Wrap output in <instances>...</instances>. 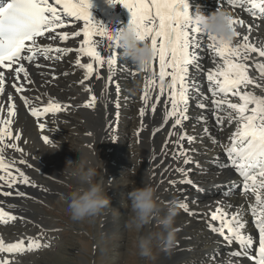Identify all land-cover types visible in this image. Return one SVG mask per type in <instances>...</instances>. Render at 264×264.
<instances>
[{
  "label": "snow or ice",
  "instance_id": "6c2138e0",
  "mask_svg": "<svg viewBox=\"0 0 264 264\" xmlns=\"http://www.w3.org/2000/svg\"><path fill=\"white\" fill-rule=\"evenodd\" d=\"M110 3H120L131 13L129 26L135 29L137 38L150 42L153 49V60L150 67L143 70L150 73L145 77V85L141 101L143 106L139 109V116L143 118L148 108L157 111V102L166 103L170 108L163 116V123L171 122L173 129L182 127L183 122L189 119L187 115L189 101L192 98V88L195 87L189 80L190 67H200L199 52L206 40L207 49L221 63L214 68L207 69V81L211 93L210 114L215 117L217 124L223 125L225 117L220 115L225 109L228 113L227 122L233 119L238 122L236 130L230 137V142L224 151L227 157L225 167L231 166L239 173L241 185L238 191L243 194H254V204L250 205L254 217L255 227L258 229V247H254L251 236L245 235L246 227L239 212L231 215L222 206L216 207L210 213L212 222L219 221V226L209 224L213 233L218 234L228 244H236L237 251L232 255L237 258L249 259L252 264H264V96H258L247 89L249 86L262 87L258 80H264V46L257 47L250 41L252 25L246 24L243 18L231 14L230 22L236 33V43H218L217 38L210 33L203 32L198 23L194 21V14L189 12L187 0H109ZM231 9H244L253 19H264V0H220L218 9L224 5ZM247 5V7H245ZM91 0H2L0 2V95L6 93V84L11 74V87L16 93H23L26 85L33 83L30 78L25 61L33 63L37 56L41 59H61V53L75 51L77 53L75 65L83 70L79 81L83 90L90 93L83 107L95 108L97 96L91 94L93 86L90 80H103L106 75L107 84L114 88L117 97L121 88L113 75L118 66L117 54L120 50L116 33L109 30L104 23L95 20L89 9ZM259 13V15H257ZM65 18H71L67 20ZM71 21L82 22L79 31L69 33L65 31ZM246 28L242 33L238 30ZM72 37H82L78 48L54 47L56 41H68ZM49 43H43V41ZM100 41H106L109 53L102 55L99 49ZM115 49L116 51H112ZM55 52L56 56L50 54ZM81 57L87 58L84 62ZM40 65L37 64V67ZM107 66V72L102 70ZM254 69L259 74L255 78L250 74ZM123 70V69H122ZM135 75L136 73H131ZM67 75V73H65ZM55 79V76L52 77ZM169 82L165 85V81ZM158 90L156 96L153 91ZM165 97L164 100H161ZM231 97L238 98L239 102H232ZM20 99L30 108L31 115L39 122L43 130L46 125L43 117L57 114L70 109L71 105L48 98L40 107H32L27 96ZM40 97H37L39 100ZM209 99L204 97V100ZM12 94H7L6 103L0 105V182L6 190L0 192V197L14 195L12 189L18 185H31L30 178L19 167L16 159H8L7 151L12 150L23 154L24 149L17 143L22 136L13 130V118L16 116V104ZM197 106L201 109L209 107L204 102ZM116 107H121L119 100ZM235 113V117L231 113ZM6 113V114H5ZM201 119H207L201 117ZM208 133L209 129H203ZM139 134V133H138ZM90 135V133H89ZM169 137L178 136L176 144L184 149L181 141L192 144L196 137L186 132H169ZM43 141L49 143V137L43 136ZM167 146V142L165 147ZM183 157V164L189 165L187 150L173 153V158ZM20 164H26L23 159ZM30 167V165H28ZM14 169V171H13ZM176 172L187 177L189 170L177 167ZM15 173V174H14ZM170 184H192L191 179L169 181ZM15 195L25 197L24 191H16ZM181 209L191 214L186 202L180 203ZM231 207V206H230ZM17 219L15 215L0 207V223L8 224ZM46 247L36 239L20 238L15 242H7L0 237V254L9 257ZM0 264H14L10 258H0ZM231 264V261H229Z\"/></svg>",
  "mask_w": 264,
  "mask_h": 264
},
{
  "label": "bare ground",
  "instance_id": "6f19581e",
  "mask_svg": "<svg viewBox=\"0 0 264 264\" xmlns=\"http://www.w3.org/2000/svg\"><path fill=\"white\" fill-rule=\"evenodd\" d=\"M1 1L2 0H0V2ZM187 2L189 4L190 14H194L197 9L204 14H210L217 10L220 0H187ZM91 3L92 7L89 11L91 12L92 17L95 20L104 23L108 26L109 30L114 33L119 32L129 23L131 19V13L129 10L120 3H110L109 0H91ZM245 7H247V5ZM221 9H226L232 15L243 18L246 21V24H251L252 32L250 34V41L257 47L264 46V19H253V17L248 15L250 13L244 9L233 10L226 4ZM257 15H259V13H257ZM65 19L67 21L71 18ZM77 25L79 28H77ZM82 26V22L71 21L69 26L64 30L71 34L79 31ZM238 30L242 33L246 32V28H240L239 26ZM81 39L82 37H75V39L70 37L69 40L65 42H54L53 46L75 49L79 47ZM43 43H49V41L45 40ZM207 43L208 42L205 40L199 52V56L201 57L200 67H190L189 69V80L193 85H195V87L191 90L192 98L190 99L188 106L187 115L189 116V119L183 122L182 127L178 126L173 129L171 127V122L167 124L163 123V116L168 108H170V105L157 102V111L152 112L151 109L148 108L146 115L143 118V122L146 121L149 124V133L148 135H145L147 137L146 142L142 139L143 142L141 145L140 138L137 134L138 128H142L141 126H143L142 119H139V109L143 106L141 95L144 90L145 77L150 75V73L137 71L134 65L122 57L121 50H119L117 54L118 66L114 69L113 75L116 76L117 82L120 84V97H117V94L114 93V88L107 84L105 75L107 72V66H105L102 70V75H105L103 80L97 81L93 79L88 82L93 86L91 94H95L98 98L96 107L91 109L95 111L94 117L97 118V123L101 122V133H99L101 137L103 136V127L105 123L111 121L112 119V123L116 125V129H114L113 134L117 139L119 133L123 131L119 129V126L120 124L122 125V121H125V124L130 121L128 118L129 115L132 114V103L135 102L138 105V117L131 140L134 143H138L139 146L142 147V152L146 158L152 161L155 166H159L156 167V171L159 174L166 175V172L173 171L172 175H170L171 181H180L185 178L193 181L192 184H168L169 186L162 191H158L155 188L156 186L151 184L156 190L155 197L158 209H163L169 201L176 200L179 203L186 202L191 212V214H189L181 209L179 214L175 217V243L168 249V252H166L167 255L165 256H163L165 254V250L163 249L164 251L161 257V264H229V261H231V264H252L249 259L237 258L232 255L235 251L239 250L235 243L230 245L226 243L221 236L211 231L209 224L211 223L213 226L218 227L219 221L212 222L210 220V213L216 207L221 206L228 211L230 215L233 212H239L243 217L246 225L243 231L245 235L251 236L253 239L254 247L249 249V252L251 253L255 251V248L258 247L259 232L255 227L254 217L251 214L250 208V205L255 202L254 194L248 193L245 195L242 191H238L242 178L239 177V173L231 166L225 167L227 157L224 148L229 144L230 137L236 130L238 122L235 119H233L231 123L227 122L228 113L231 112L229 109H225L220 113V115L225 117V123L223 125L217 124L215 122V117L210 114L211 93L209 92L206 70L214 68L215 65L221 63V61L207 49ZM233 43H236V38ZM99 49L101 50L102 55L109 53L106 41H100ZM112 51L116 50L112 49ZM50 55L54 57L57 54L53 52ZM60 55L61 59L58 61L55 59H52L51 61H49L50 59H41L40 56H37L35 62L33 63L25 61L24 63L28 68L30 78L33 83L27 84L23 93H16L11 87L12 80L11 74L9 73V81L6 84V93L4 95H0V105H4L6 103L7 94L13 95V102L16 104L17 111L16 116L13 118V130L14 132H19L21 134L22 139L17 143L24 149L23 154L8 150L7 157L8 159L15 158L17 161L16 167H19L25 172V174L28 172L32 175V181H34L33 183L38 187L37 189L42 188L43 185L52 187V178L57 176V171H64L68 166L67 161H69V157L65 155L70 154L72 157L76 155L77 157L80 156L76 149H79L81 154L90 157L95 163L98 162V156L91 149V147L94 146L93 142L98 141L94 140L96 135L92 128H87V132L85 131V133H77V136L73 134L75 133L73 130V132H69L73 134V140L72 138V141H69V139L67 140V138L71 136L68 137V134L64 131V129L67 128L64 123L66 120L64 114L69 115L70 117H75L78 121L83 122L81 116L80 118L77 116V111H75L76 115L73 113L67 114L66 111H62L57 114H52L53 116H50L51 114H49L46 117H43L42 119L46 127L41 130L38 126L39 122L31 115L30 108L20 99L21 95L27 96L31 101L32 107H40L47 102L48 98H53L56 101L68 105H70V102L74 101V99L76 100L79 98V107L80 109H84L83 104L87 102L90 93L84 91L79 83L83 76V70L79 69L75 65L77 53L73 51L69 53H61ZM86 59L87 58L85 57H81L82 62ZM37 64L40 66L37 67ZM69 71L75 73L74 77L71 75L65 78H60L61 74H64L62 75V77H64L65 73ZM131 73L139 74L137 85L141 92L139 95L140 101L133 99L132 97L135 91L131 88V86L134 83L133 79L136 74L132 75ZM250 74L257 79L259 78L258 72L254 69L250 71ZM76 75L79 78H77ZM53 76H55V79L52 78ZM75 77L76 80L74 79ZM168 82L169 81L166 80L165 85H167ZM258 82L262 85V87L257 88L249 86L247 90L258 96H264V80H258ZM69 92H73L72 96L80 93L82 97L81 95H77L72 100V97H69ZM157 94L158 90L152 92L153 96H156ZM203 95H206L209 99L204 100L202 97ZM37 97H40V99L37 100ZM119 98L121 100L119 102L121 107L117 108L116 101ZM164 99L165 97L161 98V100ZM230 99H232V102H239L236 97H231ZM131 101L132 103H130ZM199 102H204L206 105H209V107L201 109L196 104ZM192 103L196 105L191 106ZM109 112L111 113L109 114ZM88 115L89 114H87L86 117H88ZM231 115L235 117L236 114L233 112ZM201 117H206L207 119H201ZM228 126H231V130L233 131L229 134H225V129L227 130ZM205 127L209 129L208 133L203 131ZM169 132H186L187 134L196 137L192 144H187L181 141L180 143L184 145V149H181L176 144L178 136L175 135L173 146L178 153L186 149L188 152V158L192 161V163L184 165L183 157H178L179 161L176 165L174 164V168H172L173 170H170L172 164L174 163V159L173 155L167 154L166 151L169 140H171L172 137H169ZM45 135L49 137V143H45L43 141L42 137ZM99 135L96 137L101 142ZM141 138H143V136ZM166 142L167 146L165 147ZM128 150L129 154L132 155L133 151L137 150V147L131 146ZM118 151L119 149H117L116 146L114 154L117 155ZM20 159L26 161V164H20ZM28 165H30V167ZM127 165L128 167L122 168L120 172L127 174L128 177L124 178H127L126 181L131 188L130 189L128 187L130 190H132L133 187L150 185L152 180L151 172H145L144 168L140 167L139 173H141L142 176L139 178V182L135 179V172L138 173L139 169H136L134 172L133 165L129 162ZM177 167H184L188 169V176L184 177L182 174L176 172L175 169ZM120 172L115 173L114 178H117ZM64 173L67 172L65 171ZM112 176L113 173L110 172L106 177L109 180ZM119 178L117 180H119ZM2 184L3 182H0V185ZM68 185L72 189H77L80 186L78 182L73 185ZM25 189H29L27 185L20 184L18 187H14L12 189L14 192L13 196L0 197V207H3L6 211L14 214L18 218L20 224L27 226V229L19 234L13 233V231H8L7 229L1 227L0 237L7 242H15L20 238H24L25 240L29 237L35 238L32 234V224L36 223L35 225H42L41 220H39L38 217L36 219L31 218L33 214H35L34 212L29 210L30 213H27L26 209H29V207L21 204V200H16V198L21 197L15 195V192L24 191L26 193L27 190ZM4 190L6 189L0 186V192ZM36 195H38L37 191ZM38 196L42 199L40 195ZM22 198L33 200V197H28L27 195ZM110 200L112 201V198ZM27 214H29V218L27 217ZM36 215L39 216V214H35L34 216ZM0 224L3 225V223ZM150 225H152V223L144 228L149 230ZM39 228V234L42 237L36 239H38L41 243H45L48 238V231L44 230L46 229L44 226H39ZM146 235L149 234L144 232L140 235V237ZM52 245L54 244L51 243L49 246ZM31 252L32 251H26L22 254H17L11 257H9L8 254H0V258H10L14 261V264H28L33 257L31 256Z\"/></svg>",
  "mask_w": 264,
  "mask_h": 264
},
{
  "label": "rangeland",
  "instance_id": "374dc122",
  "mask_svg": "<svg viewBox=\"0 0 264 264\" xmlns=\"http://www.w3.org/2000/svg\"><path fill=\"white\" fill-rule=\"evenodd\" d=\"M77 28H79L78 25ZM70 37L75 39V37ZM51 60L52 59H50L49 61ZM74 74L75 73L69 71L64 77H62V75L64 74H61L60 78H65L71 75L72 77H74ZM138 76L139 74H136L134 76V83L131 88L135 91L132 95L133 99H137L140 101L139 95L141 92L137 85ZM76 77L74 78L75 80ZM72 94L73 92H69V97H72V100L75 98V96L81 95L80 93H78L72 96ZM202 97L204 98L206 97V95H203ZM118 100L119 102L121 101L120 98ZM130 103H132V101ZM196 104L192 103L191 106H194ZM70 105L71 107L70 109L66 110V113L75 114V111H77V116H79V118L81 116V119L84 123L78 121L75 117H70L69 115L64 114L66 119L64 123L67 127L64 129V131L68 134V137L71 136L67 138V140L69 139V141H72L74 138L73 134L77 136V133L79 132H81V134L85 133V131L87 132V128H92L95 131L96 136L101 133L102 125L101 122L97 123V118L94 117L95 111L93 109L87 107H84V109H80L79 98H77L76 100L74 99V101H71ZM131 108L132 114L129 115L128 118L130 121L126 122V124L125 121H122V125L120 124L119 129L123 131L120 132L121 134L119 133L120 136L118 135L117 139L114 137L113 134L114 129H116V125L112 123V119L109 122H106V119V123L103 127V136L101 137L99 135V137L101 138V142L95 136L94 140L98 141H94V146L91 147L92 151L95 154H99L98 162H96V164L99 165V159L101 161H104L102 174L104 176V180L106 179V193L109 197L112 198V201L110 200L111 207L105 209L101 214L95 217H87L83 220H73L68 210L65 197H67L72 191L76 190L75 188H70L68 184L73 185L77 183V181L70 179L67 173H64L65 171L63 170L57 171V176H54L52 178V187L43 185L42 188L37 189V186L33 187L31 185H27L29 189H25L27 190L26 195L28 197H33V200L22 197L16 198V200H21V204L29 207V209H26L27 213L30 210L35 214H39V216H34L35 214L32 213L33 216L31 218L36 219L38 217V219L41 220L42 223V225H35L36 223L32 224L33 236L35 238H41L42 236L39 234V226H44L46 227V229L44 230L48 231V238L45 243H42L47 244L48 240H55L52 242L54 245H52L53 247L50 246L51 248L42 247L40 249L33 250L31 252V256L33 257L28 264H161V257L163 255L164 250L165 254L163 256L167 255L166 252H168V249H164L161 246L160 241L155 235L156 233H159L161 231L155 220H153L152 225H150L149 227V230L143 228L138 232L134 228H129L127 226V222L129 221L131 215L129 207L130 202L127 199V193L131 191V188L129 187V184H127V178H124L128 177L127 174L120 172L122 168L128 167L127 164L129 162L133 165L134 172L140 167H143L145 172H151L152 180L150 185H155V188L158 191H162L170 185V175H172L173 172H166V175L159 174L156 171V167L159 166H155L152 161L146 158V156L142 152V147H140L138 143H134L131 140L132 133L133 131H135V127L137 124L138 105L133 102ZM110 113L111 112H109V114ZM87 114H89L88 117H86ZM50 116L53 115L51 114ZM139 119L142 118L140 117ZM142 125V128H138L137 130V134L139 133L138 137L140 138V145L143 142L142 139L146 142L147 137L145 135H148L149 133V124L145 121ZM231 129L232 127L228 126L227 130L225 129V134L231 133L233 131ZM73 130L75 133H69L73 132ZM140 136H143V138H141ZM174 141L175 135H173L171 137V140H169L168 148L166 150L167 154L173 155V153H178V151L175 150L173 147ZM116 146L117 149H119L117 155L114 154ZM131 146L137 147V150H134L132 155L129 154L128 150V148ZM65 156L69 157V161L79 160L78 157H80H77V155L72 157L70 154H67ZM178 161V158L174 159V163L172 164L170 170H173L172 168H174V164L176 165ZM139 171L140 169L138 170V173L135 172V179L140 182L139 178L142 176V174L139 173ZM110 172L113 173L111 179L114 182L108 186L109 181H107L108 179L106 176H108ZM117 172H120V174H118L117 178H114V174ZM26 175L29 176L30 181L32 182V184H34V181H32V175H30V173L28 172L26 173ZM118 178L119 180H117ZM36 191L38 195L42 197V199L39 198L38 195H36ZM27 217L29 218V214H27ZM1 227L7 229L8 231H13V233L16 234H19L20 232H23L27 229L26 225H22L20 223L16 225H1L0 228ZM144 232H147L148 234L152 235V241L150 244V255L148 257L141 256L140 249L138 247L140 235ZM104 236L108 237L103 240ZM100 241L101 245L99 244ZM50 244L51 242H49L47 245ZM94 245H96V255L95 258L92 259ZM99 247L101 249L100 251L97 250V248ZM102 250L104 252L103 254H105L106 257L103 254H100Z\"/></svg>",
  "mask_w": 264,
  "mask_h": 264
},
{
  "label": "clouds",
  "instance_id": "9594fccd",
  "mask_svg": "<svg viewBox=\"0 0 264 264\" xmlns=\"http://www.w3.org/2000/svg\"><path fill=\"white\" fill-rule=\"evenodd\" d=\"M231 13L226 9H218L210 14L199 11L194 15V21L198 23L203 32L210 33L217 38L218 43L232 44L236 38L233 25L230 22ZM122 57L135 66L137 71L143 72L150 67L153 60V49L150 42L137 38L135 29L128 24L116 33ZM79 160L69 161L64 171L70 179L80 185L75 191L65 197L68 210L73 220H83L87 217H95L105 209L111 207L110 197L106 193L105 180L102 174L103 162L97 165L90 157L81 154ZM98 156V154L96 153ZM108 186L114 181L108 180ZM155 188L151 185L133 187L127 193L130 202V219L127 222L129 228L138 232L145 226L156 221L161 229L156 233L164 249L171 248L175 243L176 228L175 217L181 210L180 203L171 200L163 209H158L155 197ZM152 235L141 236L138 241L140 255H150Z\"/></svg>",
  "mask_w": 264,
  "mask_h": 264
},
{
  "label": "flooded vegetation",
  "instance_id": "af4514ba",
  "mask_svg": "<svg viewBox=\"0 0 264 264\" xmlns=\"http://www.w3.org/2000/svg\"><path fill=\"white\" fill-rule=\"evenodd\" d=\"M101 249H99V251H100Z\"/></svg>",
  "mask_w": 264,
  "mask_h": 264
}]
</instances>
